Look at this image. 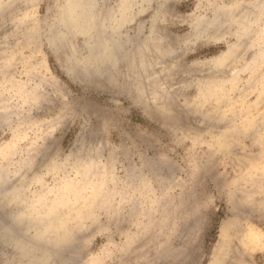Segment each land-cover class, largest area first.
<instances>
[{
	"label": "rangeland",
	"instance_id": "1",
	"mask_svg": "<svg viewBox=\"0 0 264 264\" xmlns=\"http://www.w3.org/2000/svg\"><path fill=\"white\" fill-rule=\"evenodd\" d=\"M245 1L259 2L166 1L162 25L178 50L152 66L163 83L143 107L106 80L66 72L72 49L87 50L82 34H58L66 0H0V165L18 184L29 176L23 201L4 207L30 212L28 233L39 216L68 225L65 249L79 251L69 264H264V54L217 83L189 68L238 39L220 35L226 23L197 36L196 18ZM162 2L138 0L122 30L133 36L142 24L148 34ZM263 20L253 51L264 45ZM89 147L96 162L76 163ZM9 242L0 236V264H29Z\"/></svg>",
	"mask_w": 264,
	"mask_h": 264
},
{
	"label": "bare ground",
	"instance_id": "2",
	"mask_svg": "<svg viewBox=\"0 0 264 264\" xmlns=\"http://www.w3.org/2000/svg\"><path fill=\"white\" fill-rule=\"evenodd\" d=\"M137 1L138 0H122L118 7H114L110 5L107 0H66L64 10L60 17V19L63 20L62 24L64 25V28L59 31L58 34L60 37H64L67 34L68 36L69 34L75 35L77 33L85 36L84 44L87 48L86 52L81 54L77 48L78 46H76L70 52L67 60L68 67H65L66 72L72 78L76 77L77 74L82 73L85 75L86 79H91V81H96L97 83L98 80H106L104 82L125 90L134 97L137 103L142 105V103H148L147 94L149 91L156 90L155 88L157 86L160 87L159 85L161 82L159 81H162V79L158 80L156 78L155 73L152 72V66L154 64H160L162 59L170 56L175 45L173 46L172 41L169 40L170 38L167 39L168 32L165 31V27L163 26L164 22L162 21L164 17L168 18L167 11L170 8L168 7L170 3L166 5L167 0H163L161 5L152 14L148 34H145V36L141 35L142 32L140 33V31L142 30V24L138 25L137 31L135 30L136 33L133 36L122 30L127 22L134 19ZM260 18H264V0H259V2L255 3L245 1L244 3L237 2L234 4H222L216 8L212 17L202 15L196 18L193 29L196 31L195 34L197 36H201L202 34L207 35L208 30L218 27L217 24L226 23V28H223L225 30H221L223 32H221L222 34L220 33V35L225 36L226 34L232 33L238 37L237 41L230 44L226 51H224L219 57L197 60L190 63V70L193 68L199 70L200 73H204L203 71H205L204 74H201L200 76L198 75L199 77L197 79L204 82L215 81L216 83L228 80L233 78L239 71L249 68L258 55L264 54V45L257 47V51H253V49H255L254 45L255 41H257L258 35L253 31L252 27ZM161 21L163 23H161ZM220 37L221 36L218 35L216 38ZM165 38L167 40H165ZM187 39V37L175 38L176 41L174 42H182ZM174 50H176V48ZM169 59L170 57L168 60ZM170 63L169 66L173 64ZM166 70H164V72ZM154 71H156V69ZM157 75L159 76V74ZM154 76L157 80H155ZM195 76L197 77V75ZM83 80L85 79L83 78L82 81ZM196 81L198 82V80ZM153 91L150 92L152 93ZM153 93H155V95L157 94L156 92ZM155 101L156 100H154V102ZM154 102L152 104L156 105V109L158 110L159 104L157 105ZM170 108L169 106L167 109L164 107V110H168L167 115L179 119L177 118L178 116L173 115ZM97 147L96 150H98ZM94 149L95 147L92 149L89 147L87 150L88 154H86L87 156L85 158L79 157L75 159L77 160L76 163L93 164L96 162V154L98 155L99 152L97 151L98 153H96V150L93 151ZM78 164L75 165L79 166ZM56 167L59 166L57 165ZM6 172L7 174L9 172V174L7 175ZM13 175H15V173H11L0 165V236L20 248L24 255H22L23 259L28 261L29 264H69L70 261L73 263V261L77 259L79 251L77 250V246L74 247L75 249L71 250V252H67L65 249L63 243L66 242L63 241L69 238H66L68 233L69 235L72 233L70 230L65 229L68 225L64 226V222H52L51 219L49 220L47 218L45 220L43 219V216L42 218L39 216L38 218L36 217L38 223H36V221L34 223L35 226L31 224L32 227L36 229V235L33 236V233L30 234L27 232V226L25 227V225L30 224H26L27 215H30V212L22 208L21 205L10 211L4 207L5 203H9L15 199L18 200V202H20L19 199L23 201L21 197L22 189L29 176L27 177L24 176V174H21V176H24L22 179L26 180L23 183L18 184L15 180L16 177ZM182 208L181 211L184 212ZM184 213L186 214V211ZM31 218L29 217L30 220ZM190 230L192 231L191 228ZM187 236H189V234ZM81 241L84 242L83 240ZM73 245L75 244H72V247ZM69 247H71V245Z\"/></svg>",
	"mask_w": 264,
	"mask_h": 264
}]
</instances>
